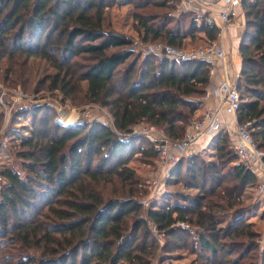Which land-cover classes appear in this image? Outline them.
<instances>
[{
    "label": "trees",
    "instance_id": "1",
    "mask_svg": "<svg viewBox=\"0 0 264 264\" xmlns=\"http://www.w3.org/2000/svg\"><path fill=\"white\" fill-rule=\"evenodd\" d=\"M118 2L0 0V81L22 80L30 60L40 59L56 71L42 78L45 87L74 103L100 105L113 119L112 125L99 119L64 124L48 105L14 113L12 122L30 119L11 138L19 142L15 155L25 175L18 166L0 171V264H152L158 250L189 251L195 255L190 264H264V239L245 208L225 227L198 208L228 213L229 201L258 180L239 162L228 132L219 137L217 164L195 153L172 169L169 181L184 180L195 194L144 206L128 163L145 143L153 147L145 155L161 151L145 134H123L145 122L168 139L182 138L207 95L212 65L137 53L131 37L109 25L107 11ZM127 3L163 11L134 13L145 43L182 47L188 37L217 32L194 11L171 15L181 0ZM241 9L238 120L251 123L256 148L264 151V0H243ZM4 116L0 111V129Z\"/></svg>",
    "mask_w": 264,
    "mask_h": 264
},
{
    "label": "rangeland",
    "instance_id": "2",
    "mask_svg": "<svg viewBox=\"0 0 264 264\" xmlns=\"http://www.w3.org/2000/svg\"><path fill=\"white\" fill-rule=\"evenodd\" d=\"M119 2L110 7L108 9V19L109 25L115 31L124 33L131 37L134 47V41L142 40L139 32L135 29L136 23H134L133 15L135 12H143V13H158L163 12L158 8L151 6L146 9H137L135 8L134 3H127V0H118ZM162 43V42H161ZM207 41L203 38L194 39V44H185L182 46L183 48H202L206 46ZM152 44V43H150ZM191 45V46H189ZM140 53V48H137V53ZM227 52V50H226ZM229 52H232V49H229ZM240 52V51H239ZM142 54V53H141ZM238 54V51H237ZM240 54V53H239ZM144 56V55H143ZM227 56L232 57V53L227 52ZM158 59H162L161 57H157ZM55 69L52 68L47 62L42 61L37 58H32L29 62V69L27 75H25L22 80L15 81L13 78L4 81H0V111L4 113V122L2 124V128L0 129V171L9 167L18 166L21 170V174L25 175V171H23L21 166L20 159L15 155L16 150L19 146V142L12 138L13 128H20L22 124L27 123L30 119L16 121L14 119V113L18 112L24 108H29L32 106H38L36 102H42L41 105L51 107L57 114V120L61 121L64 124H71V122H86L93 121L95 119L103 120L109 122L111 125L113 124V119L109 115H107V109L97 105L90 104L84 100H79L77 103L69 99H64L63 95L59 90H50L42 84V78H44L48 74L55 73ZM239 79V77H238ZM25 80V82L23 81ZM210 84V83H209ZM210 85L208 86V88ZM83 97V95H81ZM37 104V105H36ZM202 114V113H201ZM199 115V114H198ZM110 116V117H109ZM196 113L194 117H196ZM193 117V118H194ZM192 118V119H193ZM19 122V123H18ZM145 122L141 123L137 126L138 132L141 134L146 133L145 127H150ZM158 128V127H157ZM234 128L232 124L229 127L231 131ZM160 132L164 133L162 129L158 128ZM157 133L153 134L149 137L150 140L153 141V138L157 137ZM152 143V141H150ZM154 142V141H153ZM156 142H154L155 144ZM151 145V144H150ZM146 143L143 145V149L139 152L129 163L128 165L133 168L138 176V184L137 187L141 189L140 198H142L144 202V206L148 207L150 203L154 202L157 198H164L167 195H173V201H176L178 198L179 192H182L184 189L187 193L195 194L196 190H188L184 188V180L183 181H168L163 185L164 187L156 193L155 183L162 178V169L160 164L161 155L158 156H147L144 151L150 150L151 147ZM234 151V150H233ZM203 153V152H199ZM208 159L213 158V155L216 154L210 152ZM212 156V157H211ZM204 157V155H203ZM207 160V159H206ZM218 161V157L216 159ZM175 167V166H174ZM173 167V169H174ZM261 175H257L258 180L254 184V188L250 192V194L246 195L242 199V202H246L249 204L251 211L258 212L259 215L264 214V194L259 190V185L262 182ZM0 183L2 181L0 180ZM186 193V194H187ZM244 194V193H243ZM230 204V201H229ZM206 205V204H204ZM207 206V205H206ZM255 209H252V207ZM262 209L260 210V208ZM211 210V209H210ZM208 208H204L202 211L211 213ZM264 216V215H263ZM253 226V225H252ZM153 230L154 227L152 226ZM254 228V226H253ZM257 232V228H254ZM261 237L263 238L264 233H261ZM184 253H190L186 251ZM177 255H168L161 250L157 251V255L152 260V264H172L174 258ZM195 258L193 255L192 260ZM188 262V261H187ZM190 264V262H188ZM185 264V263H184Z\"/></svg>",
    "mask_w": 264,
    "mask_h": 264
},
{
    "label": "built area",
    "instance_id": "3",
    "mask_svg": "<svg viewBox=\"0 0 264 264\" xmlns=\"http://www.w3.org/2000/svg\"><path fill=\"white\" fill-rule=\"evenodd\" d=\"M242 1L243 0H181V4L177 9L170 13L171 15H178L182 11L188 10L187 8L185 9V7L194 2L208 7L210 10L204 15L205 22L216 26L217 32L215 33V37L206 43L205 47L183 48L161 42L150 44L142 40L134 41L135 49L137 50V48H140V53L144 56L155 54L158 57L167 58L171 61L181 62L191 59H203L210 62L212 69L209 75L210 87L208 90L209 93L215 95L221 103L219 106L208 107L202 114L191 119L185 130L184 136L179 139H168L157 127H145V131L149 134V137L153 134H158L157 137L153 138V141L156 142L157 148L161 151L160 164L162 178L155 183L156 193L164 187L163 185L168 181L173 167L181 161L183 156H187L186 154L190 148L200 143L204 136L214 135L225 129L226 132L235 137L234 141L231 142V147L238 155L239 162L245 164L257 175H261L260 178L262 182L259 185V190L264 194V151L256 148L255 141L249 130L251 123H239L238 111L241 106V93L237 84L227 77L221 81H216L218 77L217 63L227 58L223 39L228 28H230L232 24V19L240 16ZM201 17H197L199 23L201 22ZM36 103L38 105L42 104V102ZM225 115L233 117L234 128L231 131L229 130L230 126L226 122L227 119ZM137 126L134 127L131 133L123 135L133 136L141 134V132H138ZM179 224L186 228H190V225L186 222H179ZM154 231H156V227H154Z\"/></svg>",
    "mask_w": 264,
    "mask_h": 264
},
{
    "label": "crops",
    "instance_id": "4",
    "mask_svg": "<svg viewBox=\"0 0 264 264\" xmlns=\"http://www.w3.org/2000/svg\"><path fill=\"white\" fill-rule=\"evenodd\" d=\"M191 10L196 12V14L198 16H202L205 15L209 12V8L199 4L198 2H194L189 4V6L185 7V9ZM245 24H246V19H245V15L241 10L240 16H238L235 19H232V24L230 26V28H228L226 35L223 39V45L225 50H227V52L230 54L232 53V57L230 58L229 56H227V58L223 61H218L217 63V71H218V77L216 79V81H221L223 79H225V77L229 78L232 82L237 84L238 81V77L240 76L241 73V68H242V58L241 55L239 54V47H240V43L241 40L243 38V34L245 32ZM215 34H206V33H200L197 35L196 38H203L205 39V41H209L210 39L214 38ZM185 44L190 43L191 45L194 44V39H192L191 37H188L184 40ZM189 45V46H191ZM229 49H232V52H229ZM238 51V54H237ZM209 88H207V95L205 96V98H203L201 105L199 107V109L196 111V115L198 116V114L200 115L201 113H203L208 107H212V106H219L220 100L215 96V95H211L209 93ZM225 118L227 119V124H229V126H231L232 124H234L233 121V117L229 116V115H225ZM225 129H223L222 132L216 133L214 135H206L204 136L203 140L194 145L192 148H190L187 152V156H190L192 154L195 153H199V152H203L202 155H204V157L212 164H217V156L213 155V158H209V155H207L208 153L212 152L214 154H216V146L217 143L219 141V137H221L224 133H225ZM231 136V140L230 142L234 141V135H230ZM212 157V156H211ZM254 185H249L244 194L241 196H236L233 197L230 200V204H229V212L225 213V214H219V215H214V213L212 212V210H210L211 208H209L208 206L201 204L198 208L200 210L201 213H203L204 215L213 218H216V221L218 223L219 227H225L228 225L229 221L231 220L232 214L233 212L237 209V208H245L246 212H247V220L248 222L254 226V228H257L258 232L264 233V214L259 215L258 212H254L251 211L250 206H247L249 204H246V202H242V199L244 197H247L246 195L250 194V192L252 191V189ZM186 190L184 189L182 192H179L178 194V198L176 201H181L180 198L183 194H186ZM173 197V196H172ZM173 201V198H172ZM174 201V202H176ZM252 207V206H251ZM204 208H208L212 214L207 213V212H203L202 210ZM252 209H255L252 207ZM262 209V207L260 208V210ZM263 239H264V235H263ZM194 254L191 253H182L177 255V257L174 258V261L172 262V264H189L188 262L191 263L192 258H193ZM188 261V262H187Z\"/></svg>",
    "mask_w": 264,
    "mask_h": 264
}]
</instances>
